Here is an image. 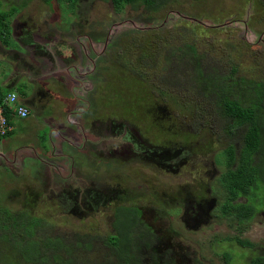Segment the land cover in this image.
<instances>
[{
	"label": "rangeland",
	"instance_id": "374dc122",
	"mask_svg": "<svg viewBox=\"0 0 264 264\" xmlns=\"http://www.w3.org/2000/svg\"><path fill=\"white\" fill-rule=\"evenodd\" d=\"M2 2L9 9L22 0ZM76 8L57 0L52 7L43 0H29L13 17L9 39L11 47L18 42L23 52L18 48L11 52L0 41V68L3 58L18 62L20 69L33 65L35 56L39 57L31 50L33 40L42 42L35 49L48 56L46 40L51 39V44L55 40L80 62L75 69L64 70L67 61L56 57V77L67 78L72 86L70 91L55 89L50 110L43 101L37 124L46 128L41 138L30 141L20 129L0 137V151L5 152L0 156L1 210L26 211L47 224L43 231L52 226L53 236L68 242L82 234L96 237L95 258L108 252L103 241L115 232L114 215L120 205L141 212V231L153 244L150 252L143 246L140 264H155L154 260L252 264L264 257V212L249 224H240L220 209L225 193L218 178L226 169L225 150L231 143L240 145L244 131L228 133L227 121L217 113L212 98L198 90L193 66L184 58L186 46L193 45L205 72L215 69L229 75L237 68L234 74L239 78L263 83L264 0H172L157 12L144 7L116 9L110 0H82ZM77 43L86 49L79 51ZM45 58L42 72L49 73L53 63ZM93 67L95 73L86 75ZM78 71L85 77H79ZM74 80L83 84L81 90ZM42 87L48 91L52 83L47 79ZM89 87L91 102L77 106L74 96ZM123 91L125 98L120 95ZM148 96L157 105L142 100ZM56 112H67L70 118L67 127L59 120L54 125L64 135L78 129L72 120L79 122L82 131L87 130L86 123L98 120L95 128L99 129H88L93 136L87 145L82 139L91 153L82 155L67 144L64 148L75 161L81 158L77 163L82 164L76 179L59 178L64 187L80 181L74 201L66 207L43 200L39 189L47 186L37 179L23 183V170L8 165L16 151L19 157L25 155L26 169L34 166V153L52 158V139L56 145L63 142L57 133L46 134ZM25 120L16 118L14 123L20 126ZM76 139L66 140L79 143ZM238 239L253 246L239 244Z\"/></svg>",
	"mask_w": 264,
	"mask_h": 264
},
{
	"label": "trees",
	"instance_id": "16d2710c",
	"mask_svg": "<svg viewBox=\"0 0 264 264\" xmlns=\"http://www.w3.org/2000/svg\"><path fill=\"white\" fill-rule=\"evenodd\" d=\"M57 1L67 3L72 10H76L82 0ZM110 1L113 7L120 10L124 6H130L133 9L144 7L150 12H157L172 0ZM43 2L52 7L54 0ZM28 3L29 0H22V3L4 9V2L0 0V41L7 47H11L9 39L12 19ZM186 47L188 51L184 58L189 59L193 66L192 74L198 90L212 98L217 113L228 123L230 135L244 131L240 145L231 143L226 148V169L218 178V183L225 193L221 212L240 224H249L258 213L264 212V82L249 83L239 78L234 74L237 73V68L229 75H221L215 69L213 73L205 72L197 49L193 45ZM62 57L63 55L59 56L61 59ZM10 93L15 92L0 88V102ZM120 95L126 97L124 91ZM142 100L157 105L152 96L143 97ZM5 112L9 115V120H12L7 108ZM242 199L244 200L241 201ZM140 219L139 210L118 206L113 223L115 232L109 233L102 245L103 248H108V252L95 258L92 252L96 247V237L82 234L68 242L53 236L52 226H49L48 232L43 231L47 224L34 220L26 211L15 212L7 208L5 212L0 208V264H140L143 246L150 252L153 245L146 241L147 234L141 231ZM41 230L45 233H41ZM237 243L253 246L250 242L239 239ZM160 262L153 261L155 264H161ZM252 264H264V257H257Z\"/></svg>",
	"mask_w": 264,
	"mask_h": 264
},
{
	"label": "crops",
	"instance_id": "0c3cea01",
	"mask_svg": "<svg viewBox=\"0 0 264 264\" xmlns=\"http://www.w3.org/2000/svg\"><path fill=\"white\" fill-rule=\"evenodd\" d=\"M61 30L62 29H59V31ZM49 41H51V39L46 40L48 47H46L44 51H48L49 49L51 53L50 56L46 55L38 48L35 49V47L37 46V42H39L40 44H42V42L38 40L37 41L33 40L34 46L31 47V50H33V52L36 53L39 57L35 56L33 65L29 66L27 69L17 68L19 67L18 62L12 63L10 60L5 61L4 58L2 59L3 64L2 67L0 68L1 70L0 88H4L6 90L9 89L17 93L20 102L25 106H27V108H29V110L31 111V115L24 122H21L19 124L20 126H18V121L14 123V120L16 118H13L11 120L12 122H10V124L13 126V130L6 137L10 136V134L16 133L17 129H20L22 132H25L24 137L26 136V139L30 138V141L32 140V138H41V135L39 134H41L42 131L46 130V128H44L43 130L41 127L37 126V124L40 122L41 110L42 108H44L43 101L47 102L48 109L50 110L51 109L50 104L53 101L56 88H61L63 90L67 89V91H70V87L72 85L68 81V79L67 78L64 79L62 77H58V78L56 77V71H55L56 62L54 61L55 59H57L56 58L57 56L59 58L60 55L61 56L63 55L62 59H65V61H67V63L63 65L64 70L66 69L71 70V69H75L74 64L76 65L80 64L79 58L74 53H72V55H68L67 52H63L65 50V47L63 48V46L58 45L55 40H52L53 42L52 44ZM58 42L61 41L59 40ZM77 44L80 49L79 51H82V49H86L83 44H79V43ZM7 48H9L8 50L11 52H16L17 48L19 49L20 52H23V49L18 42L14 46ZM45 57H48V59H50L49 61H52L53 63L51 64L52 71L49 73L42 72L41 62L42 59H47ZM67 58L72 60H69ZM59 59L61 60V58ZM83 61L85 60L83 59ZM94 69L95 68L93 67V70H91V72H88L86 75H89L91 77L93 73H95ZM65 76H67V74H65ZM78 76L85 77V74H81L78 71ZM53 77L55 79H53ZM47 79H49V81L52 83V87H50L48 91L44 89V87H42V84L44 83V81H47ZM74 81H75L74 83L78 85V87L81 90L83 88V84L80 83L79 80H74ZM26 82H28L27 85ZM43 91H46V93ZM89 94H90V87L81 96H74L76 105L80 106L83 103L89 104L91 102V99L89 98ZM97 101H102L104 103L103 99L102 100L97 99ZM78 111L80 112V110ZM69 119L70 118L67 116V112L64 114H58L56 112L55 120H53L52 124L51 123L48 124L51 130H48L46 134L50 133L51 136H54L57 133L59 135L58 138H61L63 140V142L60 145H56L53 142V139L51 138L53 150L55 151L51 159L46 158L45 157L46 154L34 153L35 155L34 166L30 167L29 169H26L24 166L25 155L23 157H19L18 154L19 151H16L12 155L13 159L11 160V164H8L10 165L11 168L15 167L20 172L21 170H23V173L26 174V176L23 177V183H25L26 180L37 179L38 182L41 183V185L47 186L46 189L45 188L39 189V190H43L40 192L43 200H49L55 202L57 206H61V207L70 206L72 204V202L75 199V195L77 194L75 193V191L78 190L77 188H80V186L76 184L79 183L80 181L79 180L75 181L74 183H72L71 186L67 185V187H64L61 185L59 178L60 177L67 178L72 176L74 177V179H76L78 177L76 175L77 172L82 170V164L77 163L81 158H78L75 161L74 158H72L70 155H67L68 152L64 150L66 144L68 146L71 145L75 150L78 149L79 151L82 152V155H84L85 152L89 153L90 151L87 150V147L85 145H83L82 139L85 141V144L87 145L89 138L93 136L91 135L88 129L91 128L96 131L98 130L99 132V129L95 128V124L98 123V120L92 122L90 125L86 123L87 130L84 131H82L83 129L79 125V122L72 120L73 122L72 125L78 127V129L75 130V133L73 132V135L71 136L64 135L62 132L57 130L54 125L56 124L57 120H59L62 126L67 127L66 121H69ZM29 132L32 133V137L29 136ZM75 134H77V139L75 138ZM68 137H72L76 140H79V143L74 141L73 142L67 141L66 139ZM75 143H77V145ZM4 153L5 152L0 151V156L4 155ZM29 154L33 155V153H29ZM87 156L89 157L90 154H87ZM6 168L9 169L8 167ZM71 173H73V175H70ZM28 174L30 175L28 176ZM49 177H52V180H49ZM45 191H48V193L46 194ZM69 195H71V197ZM37 196L40 197L39 195ZM61 200L63 202H61Z\"/></svg>",
	"mask_w": 264,
	"mask_h": 264
},
{
	"label": "built area",
	"instance_id": "2783aa9c",
	"mask_svg": "<svg viewBox=\"0 0 264 264\" xmlns=\"http://www.w3.org/2000/svg\"><path fill=\"white\" fill-rule=\"evenodd\" d=\"M5 108L9 110L12 119L25 120L31 115V111L20 102L17 94H7L5 99L0 102V137L7 136L13 130V126L10 124L11 120L8 118L9 115H6Z\"/></svg>",
	"mask_w": 264,
	"mask_h": 264
},
{
	"label": "flooded vegetation",
	"instance_id": "af4514ba",
	"mask_svg": "<svg viewBox=\"0 0 264 264\" xmlns=\"http://www.w3.org/2000/svg\"><path fill=\"white\" fill-rule=\"evenodd\" d=\"M95 68V67H94ZM95 70V69H94Z\"/></svg>",
	"mask_w": 264,
	"mask_h": 264
},
{
	"label": "clouds",
	"instance_id": "9594fccd",
	"mask_svg": "<svg viewBox=\"0 0 264 264\" xmlns=\"http://www.w3.org/2000/svg\"><path fill=\"white\" fill-rule=\"evenodd\" d=\"M6 137V136H5Z\"/></svg>",
	"mask_w": 264,
	"mask_h": 264
}]
</instances>
